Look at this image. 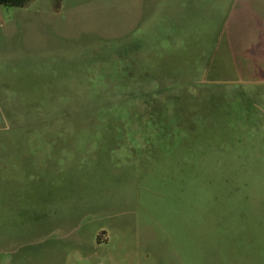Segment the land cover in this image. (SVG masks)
I'll return each mask as SVG.
<instances>
[{
	"label": "rangeland",
	"instance_id": "obj_1",
	"mask_svg": "<svg viewBox=\"0 0 264 264\" xmlns=\"http://www.w3.org/2000/svg\"><path fill=\"white\" fill-rule=\"evenodd\" d=\"M51 2L0 5V264H264V0Z\"/></svg>",
	"mask_w": 264,
	"mask_h": 264
},
{
	"label": "trees",
	"instance_id": "obj_2",
	"mask_svg": "<svg viewBox=\"0 0 264 264\" xmlns=\"http://www.w3.org/2000/svg\"><path fill=\"white\" fill-rule=\"evenodd\" d=\"M30 1L33 0H0V5L7 6V7H24L26 6ZM51 8L53 11H57L61 5V0H51ZM97 242L98 237H97Z\"/></svg>",
	"mask_w": 264,
	"mask_h": 264
}]
</instances>
